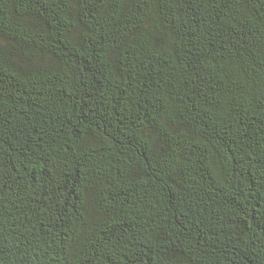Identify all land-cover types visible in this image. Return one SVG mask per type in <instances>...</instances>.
I'll list each match as a JSON object with an SVG mask.
<instances>
[{
    "label": "trees",
    "instance_id": "obj_1",
    "mask_svg": "<svg viewBox=\"0 0 264 264\" xmlns=\"http://www.w3.org/2000/svg\"><path fill=\"white\" fill-rule=\"evenodd\" d=\"M0 264H264V0H0Z\"/></svg>",
    "mask_w": 264,
    "mask_h": 264
}]
</instances>
